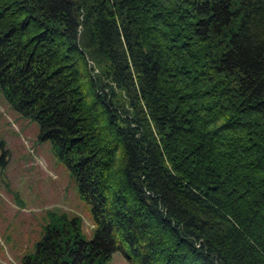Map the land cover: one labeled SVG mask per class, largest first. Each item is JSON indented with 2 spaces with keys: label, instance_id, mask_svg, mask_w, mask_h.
I'll list each match as a JSON object with an SVG mask.
<instances>
[{
  "label": "trees",
  "instance_id": "obj_1",
  "mask_svg": "<svg viewBox=\"0 0 264 264\" xmlns=\"http://www.w3.org/2000/svg\"><path fill=\"white\" fill-rule=\"evenodd\" d=\"M0 89L91 205L18 264H264V0H0Z\"/></svg>",
  "mask_w": 264,
  "mask_h": 264
},
{
  "label": "rangeland",
  "instance_id": "obj_2",
  "mask_svg": "<svg viewBox=\"0 0 264 264\" xmlns=\"http://www.w3.org/2000/svg\"><path fill=\"white\" fill-rule=\"evenodd\" d=\"M38 132V123L15 111L0 89L2 264H18L33 254L53 216H79L83 238L93 237L90 203L79 196L74 173L55 155L50 140H41ZM108 264L129 263L117 251Z\"/></svg>",
  "mask_w": 264,
  "mask_h": 264
},
{
  "label": "water",
  "instance_id": "obj_3",
  "mask_svg": "<svg viewBox=\"0 0 264 264\" xmlns=\"http://www.w3.org/2000/svg\"><path fill=\"white\" fill-rule=\"evenodd\" d=\"M70 2H71V0H69ZM75 3H76V1H75Z\"/></svg>",
  "mask_w": 264,
  "mask_h": 264
}]
</instances>
